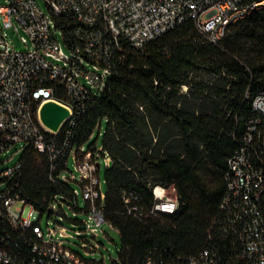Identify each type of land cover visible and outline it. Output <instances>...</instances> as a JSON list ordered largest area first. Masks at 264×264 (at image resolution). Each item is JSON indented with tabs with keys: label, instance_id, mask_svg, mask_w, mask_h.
Wrapping results in <instances>:
<instances>
[{
	"label": "built area",
	"instance_id": "built-area-1",
	"mask_svg": "<svg viewBox=\"0 0 264 264\" xmlns=\"http://www.w3.org/2000/svg\"><path fill=\"white\" fill-rule=\"evenodd\" d=\"M42 2L43 7L37 0H0V155L4 156L0 162L26 146L47 155L49 178L72 185L68 198L54 194L49 199L47 214L81 226L73 232L79 235L83 251L65 244L71 234L61 222L46 223L43 230L42 213L5 186L0 190V264H105L93 256L98 243L91 239L103 223L111 225L104 217V192L98 179L99 158L104 166L111 158L102 145L75 148L70 138L77 118L105 86L116 52L122 45L140 49L186 20L204 42L217 44L231 24L264 6V0ZM63 20L75 23L68 36L60 27ZM9 33L18 36L21 48L12 45ZM58 86L65 94L61 101L53 97ZM47 99L62 103L70 113L56 133L38 118V106ZM251 109L237 146L226 159L224 191L208 244L197 253L169 260L148 253L138 264H218L221 249L250 264H264V85L253 96ZM96 127L99 130L101 122ZM60 131L61 136L55 137ZM17 143L19 147L10 153ZM69 157L77 176L65 172ZM20 164L18 160L2 170L1 177ZM157 189L163 190L159 197ZM151 192L153 202L147 207L130 201L131 193L123 191L126 213L143 220L161 211L157 205L178 203L173 185H154ZM68 210L81 216L72 218Z\"/></svg>",
	"mask_w": 264,
	"mask_h": 264
},
{
	"label": "trees",
	"instance_id": "trees-1",
	"mask_svg": "<svg viewBox=\"0 0 264 264\" xmlns=\"http://www.w3.org/2000/svg\"><path fill=\"white\" fill-rule=\"evenodd\" d=\"M74 25H60L65 36ZM263 85L264 6L231 24L217 44L204 42L186 20L140 49L121 46L105 86L77 118L70 138L75 148L83 145L105 122L101 145L111 162L104 170V217L120 241L113 264H138L148 253L164 260L184 257L208 244L226 159ZM64 96L56 87L53 97ZM19 154L20 167L0 176L12 193L41 213L48 212L54 194L69 197L70 183L49 178L45 153L26 146ZM154 185L174 186L176 210L143 220L126 213L122 192L148 207ZM218 264L250 262L221 249Z\"/></svg>",
	"mask_w": 264,
	"mask_h": 264
},
{
	"label": "rangeland",
	"instance_id": "rangeland-1",
	"mask_svg": "<svg viewBox=\"0 0 264 264\" xmlns=\"http://www.w3.org/2000/svg\"><path fill=\"white\" fill-rule=\"evenodd\" d=\"M37 2L41 7L44 6L42 0H37ZM9 38L11 40L12 45L15 48L22 47V45L19 42L18 36L16 34L9 33ZM182 89L184 90L185 88ZM104 128H105V122L102 120L100 129L98 130L97 127L93 129L92 135L87 139V141L84 144V147H87L89 145H94L96 147H99L101 145V137L103 135ZM18 147H19V143L15 144L13 148L10 150V153L13 152V149H16ZM19 155H20L19 153H15L12 155V157L9 160L0 162V176L2 170L11 167L19 160ZM2 159H4V156L0 155V160ZM99 163H100L98 169V179L100 183L99 185H100V189L103 192H105L106 189L105 180H104L105 166L101 157L99 158ZM74 166L75 164L73 159L69 157L66 165L68 170L65 172L73 173L74 175L77 176L78 172L75 170ZM72 184L74 187L77 186L74 182H72ZM4 187H5V183L0 182V190L4 189ZM79 199H81L80 195H79ZM68 213L72 218L74 217L79 218L81 216L79 214L72 215L71 210H68ZM53 220H57L61 222L63 225H65L68 229V232L71 234V236L65 238L66 239L65 244L78 252H82L83 249L79 247L82 241L79 238V235H76L73 232V229H81V226L78 224L72 225L69 221L65 219H59L57 214H54V216L51 218L50 216H48L46 212H44L42 213L39 220L41 228L43 230H46V223L50 226ZM101 229L102 230H99L98 232V236L95 239H91L92 241H96L98 243V250H95L92 254L94 257L98 259H103V262L105 264H111V261L113 259H116L117 253L120 249L119 232L116 228H114L113 226L107 223H103L101 225Z\"/></svg>",
	"mask_w": 264,
	"mask_h": 264
},
{
	"label": "water",
	"instance_id": "water-1",
	"mask_svg": "<svg viewBox=\"0 0 264 264\" xmlns=\"http://www.w3.org/2000/svg\"><path fill=\"white\" fill-rule=\"evenodd\" d=\"M37 114L40 123L51 132L56 133L70 113L62 103L54 99H47L39 104ZM96 167L98 168V164Z\"/></svg>",
	"mask_w": 264,
	"mask_h": 264
},
{
	"label": "clouds",
	"instance_id": "clouds-1",
	"mask_svg": "<svg viewBox=\"0 0 264 264\" xmlns=\"http://www.w3.org/2000/svg\"><path fill=\"white\" fill-rule=\"evenodd\" d=\"M162 189H157L156 190V195L159 197L162 193ZM157 207L164 212L167 213H172L176 210V208L178 207V203L176 201H168L165 202L163 204L157 205Z\"/></svg>",
	"mask_w": 264,
	"mask_h": 264
}]
</instances>
